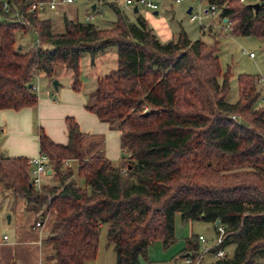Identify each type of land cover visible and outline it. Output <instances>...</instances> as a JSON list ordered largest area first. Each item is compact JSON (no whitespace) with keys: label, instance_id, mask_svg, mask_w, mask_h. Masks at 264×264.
<instances>
[{"label":"trees","instance_id":"obj_1","mask_svg":"<svg viewBox=\"0 0 264 264\" xmlns=\"http://www.w3.org/2000/svg\"><path fill=\"white\" fill-rule=\"evenodd\" d=\"M34 1L0 0V109L35 105L36 77L53 80L61 69L80 90L82 56L88 53L94 65L99 54L117 47L116 68L96 76L87 108L120 130L118 165L84 148L88 133L70 116L67 143L39 134L40 151L59 184L36 189L30 159L0 154V181L7 189L25 199L27 210L44 207L41 219L54 214L43 237L52 246L49 260L95 259L107 224L116 264H143L154 240L174 241L180 213L183 220L214 223L217 233L224 227L222 243L210 251L235 245L232 256L226 252L210 264H256V255L264 254V102L258 75L240 74L238 98L230 102L231 74L222 71L218 42L191 40L184 30L162 42L142 16L132 22L113 2L114 27L65 16L64 30L54 32L50 18L28 11ZM208 1L220 8L232 34L264 38V0L257 10L241 0ZM30 28L37 40L25 47L19 36ZM69 160L77 161L85 186L78 185L73 166L62 169ZM196 240H189L193 257L200 252Z\"/></svg>","mask_w":264,"mask_h":264},{"label":"rangeland","instance_id":"obj_2","mask_svg":"<svg viewBox=\"0 0 264 264\" xmlns=\"http://www.w3.org/2000/svg\"><path fill=\"white\" fill-rule=\"evenodd\" d=\"M160 1L162 5L160 13L157 16L153 14L152 9L146 8L143 5L139 6L138 12H132L124 6H121L120 8L124 10L129 20L132 22H136L138 16H142L155 33L156 31L154 28L158 20L161 21V24L170 26L175 38L181 30H184L191 40L200 39L207 44H215L218 42V55L222 71H229L231 74L230 91L228 94V100L230 102H234L238 98V76L240 74L264 75V38H258L251 35L232 34L230 28L225 22L221 20L218 22V15H206L205 9L209 8L208 0H203L201 5L199 0H183L180 3H176L174 0ZM94 2L95 0H76L75 3L62 6L57 11L46 10L40 12V17H48L51 19L54 32H62L64 30L65 16L78 19L82 22H92L99 28L110 29L114 27V21L117 19V16L113 9L108 7L103 9L102 16H96L92 21L86 19V12H88ZM256 2L258 1L256 0ZM189 6H193L195 13L198 14H200L198 11L199 6L202 7L201 14L203 15V19L201 23L199 21H190L187 13V8ZM13 12V14L16 15V11ZM202 24H211L213 27L206 26L207 29L204 33L202 31ZM213 28L216 32L213 31ZM32 29L33 28H30L29 31L26 30L25 32H22L19 36V42H23V44L26 45L25 47H31L36 43L37 34L35 31H32ZM159 39L162 42H167L163 41L161 38ZM251 52L254 53L253 56L250 55ZM116 56V46H110L104 53L99 54L94 65L91 64L90 55L88 53H85L82 56L80 61V78L83 91L89 93V98L96 86V76L98 74H110L115 70ZM45 78L38 82V90H40L39 84L41 88H44L45 81H47L48 85L52 86L54 79H59L62 84H67L71 80L70 73L63 72L62 69L59 71L57 78H54L53 80H49L48 78H46V80ZM257 89L264 95L263 84L258 82ZM84 148L86 150H91L90 152H94L95 150L92 148V143H89L88 139L85 140ZM120 161V159H114L113 163L118 165ZM69 165L73 166L74 177L78 185L85 186L83 178L77 173V161L69 160L68 162H65L62 169ZM50 178L51 177L45 176L42 183L44 185H53L48 184ZM51 182L59 184V179L53 176ZM41 209H44V207L38 209L36 212H40ZM5 219L8 221L7 215L5 216ZM107 229L108 225L104 224L99 235L96 257L93 260L87 261L86 264H116L114 244L108 242ZM199 235L205 237L204 242L198 241L199 251L216 246L218 233L214 223L205 220H183L180 213H176L174 241L165 245L161 239L154 240L148 248L147 259L142 258V263L186 264L185 257L189 253V240L197 242L196 239ZM234 248V244L225 248L228 257L233 255ZM217 258L218 257L214 252L208 251L202 254L201 258H199L198 264H210ZM256 264H264V254L259 253L256 255Z\"/></svg>","mask_w":264,"mask_h":264},{"label":"crops","instance_id":"obj_3","mask_svg":"<svg viewBox=\"0 0 264 264\" xmlns=\"http://www.w3.org/2000/svg\"><path fill=\"white\" fill-rule=\"evenodd\" d=\"M157 1L160 7L153 10L156 16L159 15L162 5L160 0ZM199 1L201 5L203 0ZM111 2L112 0H103L102 4L96 2L93 4H96L95 8L99 6L98 8L102 9L105 7L112 9ZM189 9H191L190 12ZM198 11L200 17L195 21L201 23L203 19L201 6ZM191 12L195 13L193 6L187 8L188 15ZM216 15L220 22V11ZM202 26L204 33L206 26L213 27L211 24H202ZM154 30L163 41L175 38L170 26L161 24V21L157 20ZM44 78L38 75L35 79L36 85ZM39 87L40 90L37 88L38 100L35 105L20 109H0V154L28 159L38 156L41 153L39 143L41 131H44L56 143H67L66 118L70 116L77 121L81 131L88 133L86 139L92 143L94 151H98L112 161L121 160L120 130L100 120L95 112L87 108L89 93L83 91V87L80 90L73 89L71 80L67 84L60 82L58 88L48 85L47 81H45L44 88H41L40 84ZM45 176L51 177L48 184L54 185L51 182L54 176L52 169H49L43 178ZM25 206V199L15 197L0 181V264H53L48 258L52 252V246L44 243L43 237L53 224L54 214L48 213L41 219L38 212L27 210ZM6 215H9L8 221L5 219ZM38 221H40L39 225ZM5 236L7 238H4Z\"/></svg>","mask_w":264,"mask_h":264},{"label":"built area","instance_id":"obj_4","mask_svg":"<svg viewBox=\"0 0 264 264\" xmlns=\"http://www.w3.org/2000/svg\"><path fill=\"white\" fill-rule=\"evenodd\" d=\"M76 0H36L31 3L28 11H37L38 13L46 11V10H51V11H57L60 7L72 4ZM176 3H180L183 0H174ZM244 3H254L256 2L253 0H241ZM258 1V0H257ZM96 3L102 4L103 0H95ZM113 3H115L118 6H124L129 8L131 11L134 10V7L137 6L139 10V6L143 5L146 8L152 9V10H157L160 7V3L157 0H112ZM99 7V6H98ZM95 8L87 12L86 14V19L88 21H92L93 19L96 18V16H102L103 15V9L102 8ZM4 8L6 11L9 10V7L7 4H4ZM220 11V8L215 4V3H209V8H207L206 13L209 16H214ZM16 16L19 15V18L23 19V21L30 25L29 21L24 19L23 16L15 12ZM200 17L198 13L191 12L189 13V18L191 21H195ZM224 22L228 25L229 27V22L227 19L224 20ZM38 42V41H37ZM251 56L254 55L253 52L250 53ZM258 82L264 85V75H259L258 76ZM36 88H38L36 86ZM262 101L264 102V95L262 97ZM239 116L234 114L232 115V118H238ZM31 163V169L29 171L30 176H31V181L33 185L36 187V189H40L42 186V179L43 176L47 174L49 169H52L49 157L44 154L40 153L38 156L30 159ZM37 224H40V221L37 222ZM225 236V229L222 225L218 226V235L216 239V245L222 243L223 239ZM199 240L200 241H205V237L203 235H199ZM4 238H7L5 236ZM211 248H206L203 251H200L196 257H193L190 253L186 255L185 257V263L186 264H198L199 263V258H201L202 254L210 251ZM217 257H222L226 254V249L221 248L218 249L215 252Z\"/></svg>","mask_w":264,"mask_h":264},{"label":"water","instance_id":"obj_5","mask_svg":"<svg viewBox=\"0 0 264 264\" xmlns=\"http://www.w3.org/2000/svg\"><path fill=\"white\" fill-rule=\"evenodd\" d=\"M252 5V7L254 8V9H258V7H259V5H260V3L259 2H254V3H252L251 4ZM96 7V4H93V6H92V8H95ZM138 11V7L137 6H135L134 7V12H137ZM191 11V9H189V12ZM157 12V11H156ZM59 84H60V81H59V79H54L53 80V86L55 87V88H58V86H59ZM51 172V171H50ZM8 218H9V215H8ZM217 223H219V221H216V224ZM189 254V253H188Z\"/></svg>","mask_w":264,"mask_h":264}]
</instances>
